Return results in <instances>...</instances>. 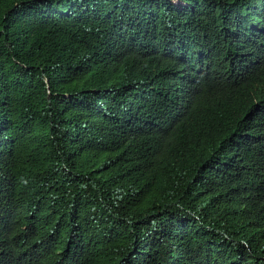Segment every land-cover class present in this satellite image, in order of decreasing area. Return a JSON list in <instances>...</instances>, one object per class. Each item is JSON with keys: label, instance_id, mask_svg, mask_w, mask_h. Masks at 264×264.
<instances>
[{"label": "trees", "instance_id": "obj_1", "mask_svg": "<svg viewBox=\"0 0 264 264\" xmlns=\"http://www.w3.org/2000/svg\"><path fill=\"white\" fill-rule=\"evenodd\" d=\"M0 264H264V0H0Z\"/></svg>", "mask_w": 264, "mask_h": 264}, {"label": "clouds", "instance_id": "obj_2", "mask_svg": "<svg viewBox=\"0 0 264 264\" xmlns=\"http://www.w3.org/2000/svg\"><path fill=\"white\" fill-rule=\"evenodd\" d=\"M177 75L188 83H201L207 85L213 91H220L226 86L223 84L222 76L218 75L214 79H208L200 64L182 65L178 68Z\"/></svg>", "mask_w": 264, "mask_h": 264}]
</instances>
